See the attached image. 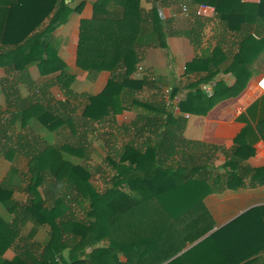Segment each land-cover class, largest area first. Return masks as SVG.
Wrapping results in <instances>:
<instances>
[{
  "label": "trees",
  "instance_id": "trees-1",
  "mask_svg": "<svg viewBox=\"0 0 264 264\" xmlns=\"http://www.w3.org/2000/svg\"><path fill=\"white\" fill-rule=\"evenodd\" d=\"M88 1L0 0V158L9 163L0 181V264H264V204L212 230L204 203L264 183V166L245 163L254 139L264 138V106L257 133L243 127L219 165L208 157L219 146L183 135L184 112L206 114L257 72L264 0L92 1L79 21L75 65L89 81L109 72L97 93L78 90L59 54L66 40L58 28ZM173 3L186 5V28L161 15ZM201 4L215 17L202 15ZM210 20L225 29L212 47L204 46ZM170 36L186 37L195 54L183 86L169 83L165 99V84L141 63ZM219 73H232L233 84L217 80L208 93ZM116 98L134 111L129 121H117ZM98 149L104 155L93 163Z\"/></svg>",
  "mask_w": 264,
  "mask_h": 264
},
{
  "label": "crops",
  "instance_id": "crops-1",
  "mask_svg": "<svg viewBox=\"0 0 264 264\" xmlns=\"http://www.w3.org/2000/svg\"><path fill=\"white\" fill-rule=\"evenodd\" d=\"M92 1L94 0L86 2L80 13L72 14L68 22L58 28L57 33L61 34L66 40V44L61 47L59 54L67 64L68 70L75 74V83L77 84L78 82L77 88L79 86L81 87V85L83 86L78 90H85L89 86L94 87L99 85L96 92L90 91L92 93H97L104 87L109 77V72L102 71L93 81H89L86 77V72L82 71L75 65V50L79 21L80 18H86L91 15ZM198 10L206 17H215L213 8H198ZM161 15L163 17L173 18L178 28H186L188 26L187 15L181 10V5L179 3H173L169 7L163 8L161 10ZM224 30L223 24L220 23L219 27H217L215 21L210 20L205 28L204 46L212 47L217 42L216 35H219L220 32H223ZM228 44H230L229 41H222L223 46L226 47ZM194 54L195 50L186 37L170 36L167 38L166 47H153L146 51L145 60L141 63V67L142 69H148L153 77L165 84L163 85V89L169 87V83L173 84L179 82L181 86H183V82H185L184 69L186 62L190 61ZM254 66L257 69V72L249 78L246 87L237 96L230 97L217 103L204 115L192 114L190 112L183 113L184 137L193 141L203 142L207 145H216L221 148L214 153L213 157L208 156L210 157L209 161L214 165H219L225 160L224 151H228L231 148L234 137L241 131V129H243V127L249 125L254 131L252 132L257 133L254 119L257 120L260 114L259 110L264 106L260 104V102L264 103V92L256 87L255 82L256 78L264 73V49L254 61ZM80 74L81 77H79ZM191 76L193 78L195 75L192 74ZM217 80H222L225 84L231 85L233 84L235 77L232 73H219L214 80L205 85L208 93L213 91ZM52 90L53 92L57 91L55 86L52 87ZM182 98L183 93H180L174 97L173 101L176 104V102ZM256 103H258V107H256ZM186 113L188 114L187 117L185 116ZM134 114L131 106H126L122 113L124 119L121 120L129 121L133 118ZM116 117L119 119L118 113L116 114ZM253 149V154L249 156L245 163L250 167L255 168L264 166V138L257 137L254 139ZM8 167L9 163L5 159L0 158V172L5 170L2 177L5 175ZM2 177H0V181ZM204 203L215 224L212 230H215L249 208L264 204V183L251 185L250 182H247L236 190L224 189L217 193H211L205 196ZM1 209L2 207L0 206V210ZM100 243L103 244L106 243V241ZM190 245L186 246V248ZM13 255L14 252L10 247L3 253V256L7 259L13 257ZM119 259L125 260L122 254L119 255Z\"/></svg>",
  "mask_w": 264,
  "mask_h": 264
},
{
  "label": "rangeland",
  "instance_id": "rangeland-1",
  "mask_svg": "<svg viewBox=\"0 0 264 264\" xmlns=\"http://www.w3.org/2000/svg\"><path fill=\"white\" fill-rule=\"evenodd\" d=\"M71 17V16H70ZM70 26V25H69ZM31 71L33 72V74H34V76H36L37 75V72H36V70L35 69H32L31 68ZM79 71V70H78ZM84 73V72H83ZM0 74H2V71L0 70ZM79 77H81V74L79 75ZM1 79V78H0ZM1 82H3V81H1ZM76 86H78V82H77V84H75ZM94 85V84H93ZM88 86H89V84H88ZM83 86L81 85V87L79 86L78 87V89H81ZM86 87H87V85H86ZM85 87V88H86ZM98 88H99V85H96V86H89L87 89H85V90H89V91H92V92H96L97 90H98ZM84 89V88H83ZM57 92V91H56ZM55 92V93H56ZM116 107H117V109L119 110L118 111V114H119V119H117V121L118 122H120V121H122L121 119H124V115H122V113H123V109H124V107L123 108H121L120 106H119V99L118 98H116ZM129 106V105H128ZM117 118V117H116ZM94 145H96V143H94ZM98 151L101 153V156L99 157V156H97V154H95L94 153V155H92V158H93V163H97V162H99V161H101L100 159H101V157L104 155V151L103 150H99L98 149ZM99 155V154H98ZM3 172H5V170L4 171H2V172H0V177H2V174H3ZM93 182H94V184L97 186V187H102L103 186V179L101 178V176H96V177H94L93 178ZM43 233H44V231L43 230H40L39 232H38V235L39 236H42L43 235Z\"/></svg>",
  "mask_w": 264,
  "mask_h": 264
},
{
  "label": "built area",
  "instance_id": "built-area-1",
  "mask_svg": "<svg viewBox=\"0 0 264 264\" xmlns=\"http://www.w3.org/2000/svg\"><path fill=\"white\" fill-rule=\"evenodd\" d=\"M241 1H244V2H252V1H259V0H241ZM199 8L200 9H207V8H213L212 6H209V5H206V4H201V5H199ZM181 10L183 11V12H187V7H186V5H181ZM139 69H141L140 67H139ZM256 87L260 90V91H262V92H264V73L263 74H261V75H259L257 78H256ZM169 90H170V88H168V87H166V88H164V97H165V99H168L169 98ZM168 102V101H167ZM174 111H178V109H177V107H174ZM185 116L187 117L188 116V114L186 113L185 114Z\"/></svg>",
  "mask_w": 264,
  "mask_h": 264
}]
</instances>
